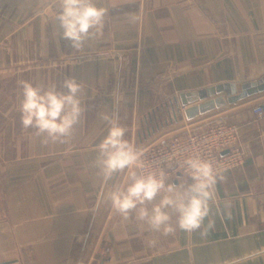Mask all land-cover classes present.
<instances>
[{
    "label": "crops",
    "instance_id": "0c3cea01",
    "mask_svg": "<svg viewBox=\"0 0 264 264\" xmlns=\"http://www.w3.org/2000/svg\"><path fill=\"white\" fill-rule=\"evenodd\" d=\"M95 2L108 10L102 32L74 50L52 20L56 0H0V264H264V118L252 111L264 101V0ZM67 78L81 83L80 119L63 143H42L21 124L20 82L66 91ZM218 97L224 106L198 113ZM105 115L142 153L239 126L243 162L220 173L200 229H179L170 213L165 235L102 199L128 172L105 185L95 166Z\"/></svg>",
    "mask_w": 264,
    "mask_h": 264
},
{
    "label": "clouds",
    "instance_id": "9594fccd",
    "mask_svg": "<svg viewBox=\"0 0 264 264\" xmlns=\"http://www.w3.org/2000/svg\"><path fill=\"white\" fill-rule=\"evenodd\" d=\"M59 13L49 11L52 20L59 23L61 39L70 42L74 50H80L84 42L102 32L107 8L97 6L95 0H56ZM135 20V17H132ZM53 36L57 35L53 30ZM22 99L19 105L21 124L25 129L33 128L36 135L46 134L42 143L49 141L64 142L74 126L78 123L81 113V83L74 78H67L62 83L61 91L53 85L49 88L33 86L21 81ZM110 127L107 135L96 146L98 157L95 166L99 169L103 182L107 185L114 174L128 169L125 183L113 184L102 193V199L110 202L111 208L124 220L131 212L136 219L148 225L153 231L167 235L175 229L170 223L176 215V225L185 232L201 228L210 213V202L215 195L218 179H223L213 162L202 159L199 155L189 156L183 161V169L189 180L184 184H166L167 177L163 171L138 174L144 168L141 150L129 143L125 136V128L119 126L115 119L107 115L103 117ZM127 181H130L128 183ZM163 192V195L161 193ZM149 210L145 204L155 200ZM213 226L209 222L208 227ZM155 241H149V246Z\"/></svg>",
    "mask_w": 264,
    "mask_h": 264
},
{
    "label": "built area",
    "instance_id": "2783aa9c",
    "mask_svg": "<svg viewBox=\"0 0 264 264\" xmlns=\"http://www.w3.org/2000/svg\"><path fill=\"white\" fill-rule=\"evenodd\" d=\"M252 111L258 119L264 118V101L255 104ZM194 155L213 162L219 173L241 164L244 151L239 126L235 123L220 122L205 130L174 135L165 144L153 145L143 151L141 159L144 168L137 171L138 174L145 175L163 171L168 184L174 174L181 173L187 177L182 167L183 161ZM110 251V246L104 244L102 258L108 256Z\"/></svg>",
    "mask_w": 264,
    "mask_h": 264
},
{
    "label": "water",
    "instance_id": "95a60500",
    "mask_svg": "<svg viewBox=\"0 0 264 264\" xmlns=\"http://www.w3.org/2000/svg\"><path fill=\"white\" fill-rule=\"evenodd\" d=\"M226 104V100L224 97H218L207 102L201 103L198 105V113L203 115L210 111L216 110Z\"/></svg>",
    "mask_w": 264,
    "mask_h": 264
}]
</instances>
